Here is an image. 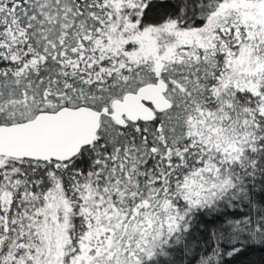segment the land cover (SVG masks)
Segmentation results:
<instances>
[{
	"label": "snow or ice",
	"instance_id": "1",
	"mask_svg": "<svg viewBox=\"0 0 264 264\" xmlns=\"http://www.w3.org/2000/svg\"><path fill=\"white\" fill-rule=\"evenodd\" d=\"M196 264L264 247V0H0V264Z\"/></svg>",
	"mask_w": 264,
	"mask_h": 264
},
{
	"label": "trees",
	"instance_id": "2",
	"mask_svg": "<svg viewBox=\"0 0 264 264\" xmlns=\"http://www.w3.org/2000/svg\"><path fill=\"white\" fill-rule=\"evenodd\" d=\"M219 221L209 214L198 217L194 223L190 251L183 264H196L197 255H202L214 241L212 235ZM226 264H264V247L248 246L235 257H225Z\"/></svg>",
	"mask_w": 264,
	"mask_h": 264
}]
</instances>
